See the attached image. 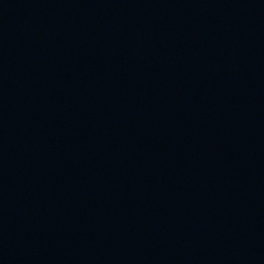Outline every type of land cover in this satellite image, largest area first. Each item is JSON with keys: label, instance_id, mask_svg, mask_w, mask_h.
<instances>
[{"label": "water", "instance_id": "1", "mask_svg": "<svg viewBox=\"0 0 264 264\" xmlns=\"http://www.w3.org/2000/svg\"><path fill=\"white\" fill-rule=\"evenodd\" d=\"M0 264H264V0H0Z\"/></svg>", "mask_w": 264, "mask_h": 264}]
</instances>
